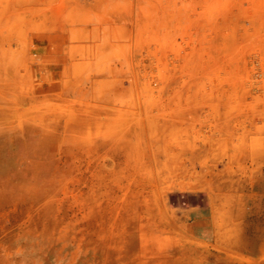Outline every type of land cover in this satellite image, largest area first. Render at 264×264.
<instances>
[{
	"label": "rangeland",
	"instance_id": "1",
	"mask_svg": "<svg viewBox=\"0 0 264 264\" xmlns=\"http://www.w3.org/2000/svg\"><path fill=\"white\" fill-rule=\"evenodd\" d=\"M261 178L264 0H0V264H264Z\"/></svg>",
	"mask_w": 264,
	"mask_h": 264
},
{
	"label": "crops",
	"instance_id": "2",
	"mask_svg": "<svg viewBox=\"0 0 264 264\" xmlns=\"http://www.w3.org/2000/svg\"><path fill=\"white\" fill-rule=\"evenodd\" d=\"M260 191H259V196H258V204L261 206V208H263V211H264V179L261 178L260 179ZM257 246H259L258 250H260V247L264 246V242L263 241H260ZM254 251L256 249H253Z\"/></svg>",
	"mask_w": 264,
	"mask_h": 264
}]
</instances>
